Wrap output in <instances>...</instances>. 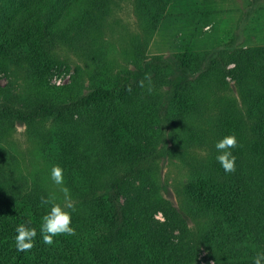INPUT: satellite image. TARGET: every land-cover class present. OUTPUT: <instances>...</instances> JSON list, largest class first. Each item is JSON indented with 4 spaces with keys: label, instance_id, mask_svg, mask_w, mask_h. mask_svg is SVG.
<instances>
[{
    "label": "trees",
    "instance_id": "obj_1",
    "mask_svg": "<svg viewBox=\"0 0 264 264\" xmlns=\"http://www.w3.org/2000/svg\"><path fill=\"white\" fill-rule=\"evenodd\" d=\"M12 1H17L19 7L0 22V58L8 55L18 62L24 60L31 65V71H27L29 80L18 93L0 83V122L21 120L32 126L51 113L58 118L104 110L122 114L142 91L140 81L145 86L152 73L162 72L165 62L172 63L188 82L174 93L171 114L189 122L185 128L195 131L197 137L203 136L202 142L209 135L210 144L186 183L183 196L192 206L187 205L182 212L175 209L182 234L179 245L190 246V250L182 251L180 264H193L200 249L205 250V259L212 260L211 264H254L257 254L264 252V44L228 47L210 56L197 50L180 52L175 59L148 54V41L165 0H135V9L140 12L139 32L125 37L128 41L121 46L125 62H119L122 66L114 76L91 83L86 90L70 84L50 87L36 78V63L60 39L71 42L92 34L101 36L102 24L90 22L89 15L93 4L103 6L105 0ZM110 26L120 29L121 34L126 29L115 17L110 19ZM230 63L233 65L228 66ZM227 76L234 80L226 91ZM205 112L210 114V127L203 126ZM229 134H235L239 141V147L232 150L236 171L230 174L217 162L215 147ZM181 137L186 140L193 136L183 132ZM77 153L64 143L62 150L57 151L61 166L65 167L64 184L73 201L80 196L89 203L86 236L75 231V235H62L54 238L53 245H45L38 216L44 206L39 197L35 193L31 196L34 201H16L11 196L12 179L0 174V264H131V240L137 233L120 196L128 179L144 177L150 171V158L143 155L124 162L123 170L116 171L113 179L103 184L96 181L93 172L84 169L75 158ZM147 192L143 202L149 215L156 206L163 209L170 203L153 184ZM187 217L192 220L189 227ZM28 219L32 221L30 226L37 229L35 246L30 252H19L15 245L16 227ZM147 222L143 216V226ZM84 243L104 247L106 262H96L90 256L80 260L78 250ZM144 260L143 254V263Z\"/></svg>",
    "mask_w": 264,
    "mask_h": 264
},
{
    "label": "rangeland",
    "instance_id": "obj_2",
    "mask_svg": "<svg viewBox=\"0 0 264 264\" xmlns=\"http://www.w3.org/2000/svg\"><path fill=\"white\" fill-rule=\"evenodd\" d=\"M17 4V1L0 0V22L19 7ZM135 8V0H105L103 6L93 4L89 20L102 24L101 36L92 34L71 42L58 40L36 63L39 70L36 78L50 87L70 84L86 90L91 83L114 76L122 66L119 62H125L121 50L123 43L128 41L125 37L139 32L140 12ZM112 17L126 27L122 34L120 29L110 26ZM158 19L146 48L148 54H163L175 59L180 52L197 50L210 56L219 49L264 44V0H165ZM164 64V70L151 74L144 92L142 87L134 104L127 106L122 114L104 110L58 118L51 113L32 126L21 120L0 122V174L12 179L11 196L16 201L33 199L31 196L36 193L39 199L55 195L56 202L63 204L60 186L51 179V169L57 165L63 169L64 179L66 177L65 167L61 166V158L57 155L63 143L77 150L75 158L103 184L110 182L116 171L123 170L124 162L143 155L150 158V171L144 177L136 175L128 179L120 196L137 233L131 240V264L156 261L180 264L182 251L190 250L188 243L187 246L179 245L182 234L175 209L182 212L187 205L192 206L183 196L186 183L210 146L209 135L207 141L202 142L203 136L197 137L195 131L185 128L189 122L171 114L174 93L188 82V78L172 63ZM30 66L24 60L18 62L15 57L4 55L0 58V83L18 93L29 80ZM225 79L224 90L227 91L234 79L231 76ZM167 104L169 106L164 109ZM210 120V114L205 112L203 126L210 127ZM183 132L193 137L185 140L181 137ZM204 134L207 133L204 131ZM150 184L170 202L162 206L163 209L156 206L151 215L143 202ZM75 202L72 227L81 237L86 236L84 228L90 206L80 196L75 197ZM49 207L40 208V221ZM143 216L148 220L146 226H143ZM185 222L189 227L192 220L187 217ZM84 244L78 250L80 255L77 253L80 260L90 256L96 262H106L108 254L104 247ZM211 263L212 260L205 259V250L200 249L193 264Z\"/></svg>",
    "mask_w": 264,
    "mask_h": 264
},
{
    "label": "clouds",
    "instance_id": "obj_3",
    "mask_svg": "<svg viewBox=\"0 0 264 264\" xmlns=\"http://www.w3.org/2000/svg\"><path fill=\"white\" fill-rule=\"evenodd\" d=\"M140 87H144V82L140 81ZM131 89L129 88V91ZM151 92V88L148 89ZM216 156L217 162L221 165L226 173H234L236 171V156L232 150L239 147V141L235 134H229L217 141ZM52 181L60 186L63 193V204L57 203L55 195L41 197V206H50L49 211L42 217L40 235L45 245H53L56 237L62 235H75V229L72 227V213L76 211L75 202L73 201L70 189L64 184L63 169L60 166H53L51 169ZM31 219L20 223L16 227L15 245L19 252H30L35 246L37 237V229L31 227ZM264 262V253H259L254 258V264H262Z\"/></svg>",
    "mask_w": 264,
    "mask_h": 264
}]
</instances>
